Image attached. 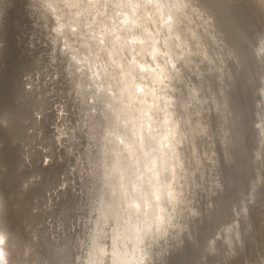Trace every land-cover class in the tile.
Segmentation results:
<instances>
[{"label": "bare ground", "instance_id": "obj_1", "mask_svg": "<svg viewBox=\"0 0 264 264\" xmlns=\"http://www.w3.org/2000/svg\"><path fill=\"white\" fill-rule=\"evenodd\" d=\"M30 4L23 15L45 55V74L29 82L40 99L32 117L21 126H15L0 103L4 123L0 130V203L4 205L0 224L11 236L10 264H120L91 245L96 198L104 191L99 177L89 176L102 155V143L93 136L98 125L106 122L100 110H91L95 96L86 71H76L75 53L64 48V38L57 40L54 29L59 11H49L42 0H30ZM22 5L24 0H15V6L0 0V9H7V19L0 24V90L6 30L20 19ZM60 8L69 11L63 4ZM193 8L186 26L200 44L203 54L196 61L203 76L195 75L196 69L189 75L197 91L203 82L200 99L212 111L202 115L210 121L211 130L195 142L192 186L185 187L188 199L168 206V235L152 240L143 259L129 257L128 264H159L157 250L165 251L164 264H212L230 261L233 255L236 262L249 253L251 213L264 170V33L258 35L233 0H195ZM92 11L99 27H111L116 12L120 20H135L150 32L162 24L161 14L151 6L138 8L135 15L131 8H109L103 17L95 15L104 11L99 6ZM204 20H211V26L204 25ZM72 27L75 34L65 28V38L87 56L85 45L91 42L80 25ZM217 57L223 73L209 70ZM191 119L195 124L197 117ZM110 244L105 237L100 247Z\"/></svg>", "mask_w": 264, "mask_h": 264}, {"label": "snow or ice", "instance_id": "obj_2", "mask_svg": "<svg viewBox=\"0 0 264 264\" xmlns=\"http://www.w3.org/2000/svg\"><path fill=\"white\" fill-rule=\"evenodd\" d=\"M8 2L15 6V0ZM42 2L54 14L59 11L54 29L57 40L64 38V48L75 53L72 61L76 71H86L95 96L91 110H100L106 122L98 125V133L93 136L94 141L102 143V155L89 176L99 177L104 191L96 198L92 248L120 264H128L129 257L142 260L152 240L168 235V206L188 199L185 187L192 186L194 174L190 167L196 155L195 142L211 130L210 121L202 115L212 111L205 109L207 101L200 99L203 82L197 91L189 75L196 69L195 75L203 76L196 61L203 54L200 44L186 26L189 12H195V0ZM61 4L69 9L67 13ZM98 6L104 11H96L95 15L102 17L109 8H131L135 15L138 8L151 6L161 14L162 24L150 32L135 20H120L121 14L116 12L111 27H99L92 11ZM24 7H31L30 0H24ZM88 17H92L91 22ZM6 19L7 9H0V24ZM211 23L204 20L206 26ZM73 24L80 25L83 36L91 42L85 45L87 56H82L65 38V28L75 34ZM210 63V71L224 72L222 66H217L222 64L219 57ZM113 87L117 90L113 91ZM192 116L197 117L195 124ZM3 128L0 113V130ZM3 208L0 203V212ZM105 237L111 244L100 247ZM10 240V234L0 224V264H10ZM129 248L131 251H127ZM157 251L159 264H164L165 251Z\"/></svg>", "mask_w": 264, "mask_h": 264}, {"label": "rangeland", "instance_id": "obj_3", "mask_svg": "<svg viewBox=\"0 0 264 264\" xmlns=\"http://www.w3.org/2000/svg\"><path fill=\"white\" fill-rule=\"evenodd\" d=\"M240 11L241 16L246 18L254 30L259 34L264 33V0H233ZM19 27L16 29L15 34L13 35V60H12V87L10 94L15 96L17 93L22 92L21 80L22 73H28L27 69L30 65V55L28 46L24 38V32H22ZM259 31V32H258ZM262 31V32H261ZM261 34V35H262ZM27 65V66H26ZM30 71V70H29ZM7 72V70H6ZM17 81V82H16ZM13 92V93H12ZM16 98V96H15ZM3 105V104H2ZM5 107V106H4ZM30 118H27V120ZM264 163V162H263ZM262 163V168L264 164ZM264 169V168H263ZM262 183L259 187L260 191H257L256 201L252 208L251 213V242L249 246V253L245 254L244 257L239 258L235 262V255L232 258L234 262L224 261L216 262L212 264H264V170L262 171ZM258 194L259 197H258ZM258 199V200H257ZM258 202V203H257ZM254 236V237H252ZM254 241V242H253ZM232 246L223 248L221 253L216 258L224 255L228 249H231ZM223 252V253H222ZM222 258V257H221ZM221 261V260H219ZM227 262V263H226Z\"/></svg>", "mask_w": 264, "mask_h": 264}, {"label": "water", "instance_id": "obj_4", "mask_svg": "<svg viewBox=\"0 0 264 264\" xmlns=\"http://www.w3.org/2000/svg\"><path fill=\"white\" fill-rule=\"evenodd\" d=\"M19 17L20 19L16 22V29L19 27L22 32H24L25 43L28 46L29 55H30V65L27 69L28 73H22V81L21 88L22 92H19L15 96L10 94L12 88V60H13V35L12 30L13 27H9L6 30V42H5V56L3 59V78L1 80V90H0V103L5 106L10 118H12L13 122L18 126H21L25 119L32 117L35 107L39 102V96L33 90L31 84L32 80H35L36 76L40 74H45L46 69L42 68L44 53L41 51V44L36 42V34L33 29L30 27V23L28 18L23 14L26 13V9L24 5L19 9ZM19 26V27H18ZM16 29L14 31H16ZM15 34V33H14ZM9 54V59H8ZM6 67L7 72H6ZM40 69L39 73L37 71ZM30 70V71H29ZM42 70V71H41ZM45 70V71H44ZM44 71V72H43ZM9 72V74H8Z\"/></svg>", "mask_w": 264, "mask_h": 264}]
</instances>
